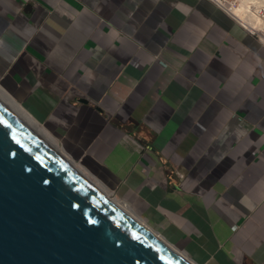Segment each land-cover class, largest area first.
I'll return each mask as SVG.
<instances>
[{
    "label": "crops",
    "instance_id": "1",
    "mask_svg": "<svg viewBox=\"0 0 264 264\" xmlns=\"http://www.w3.org/2000/svg\"><path fill=\"white\" fill-rule=\"evenodd\" d=\"M0 85L195 262L264 264V45L215 3L0 0Z\"/></svg>",
    "mask_w": 264,
    "mask_h": 264
},
{
    "label": "water",
    "instance_id": "2",
    "mask_svg": "<svg viewBox=\"0 0 264 264\" xmlns=\"http://www.w3.org/2000/svg\"><path fill=\"white\" fill-rule=\"evenodd\" d=\"M167 242L0 103V264H192Z\"/></svg>",
    "mask_w": 264,
    "mask_h": 264
},
{
    "label": "bare ground",
    "instance_id": "3",
    "mask_svg": "<svg viewBox=\"0 0 264 264\" xmlns=\"http://www.w3.org/2000/svg\"><path fill=\"white\" fill-rule=\"evenodd\" d=\"M236 2V3H235ZM232 13L236 19L243 23L248 28L256 27L262 28L263 18L259 15L258 10L264 6V0H233L227 1ZM0 103L4 105L10 112L18 117L29 128L33 129L41 138L48 142L53 148L63 156L85 179L93 184L97 189L105 194L111 201L115 202L125 212L131 215L136 220L146 225L149 229L155 232L161 239L167 242V239L157 230L152 228L132 206L120 200L114 195V191L102 181L95 173L89 170L81 161L74 159V157L61 145V143L47 130L40 122H38L17 100H15L1 85H0ZM173 249L179 252L184 258L188 259L192 264H198L193 259L188 257L185 253L179 250L175 245L167 242Z\"/></svg>",
    "mask_w": 264,
    "mask_h": 264
},
{
    "label": "built area",
    "instance_id": "4",
    "mask_svg": "<svg viewBox=\"0 0 264 264\" xmlns=\"http://www.w3.org/2000/svg\"><path fill=\"white\" fill-rule=\"evenodd\" d=\"M210 1H212L218 7H220L221 9L226 11L229 15H231L239 24H241L249 33L254 35L264 45V6H261L260 9L258 10L259 15L263 18L262 28H256V27L248 28L247 26L243 25V23H241L236 19L229 5L226 4L227 1L230 2L232 0H210Z\"/></svg>",
    "mask_w": 264,
    "mask_h": 264
},
{
    "label": "rangeland",
    "instance_id": "5",
    "mask_svg": "<svg viewBox=\"0 0 264 264\" xmlns=\"http://www.w3.org/2000/svg\"><path fill=\"white\" fill-rule=\"evenodd\" d=\"M233 1V0H232ZM114 195L117 197V195L114 193ZM118 198V197H117ZM121 200V199H120ZM149 224V223H148ZM150 225V224H149ZM153 228V227H152Z\"/></svg>",
    "mask_w": 264,
    "mask_h": 264
}]
</instances>
